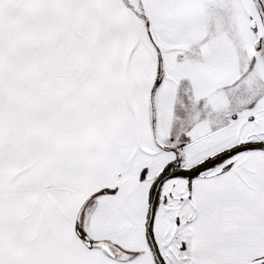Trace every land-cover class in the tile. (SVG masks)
<instances>
[{"label":"snow or ice","instance_id":"obj_1","mask_svg":"<svg viewBox=\"0 0 264 264\" xmlns=\"http://www.w3.org/2000/svg\"><path fill=\"white\" fill-rule=\"evenodd\" d=\"M0 264H264V0H0Z\"/></svg>","mask_w":264,"mask_h":264}]
</instances>
